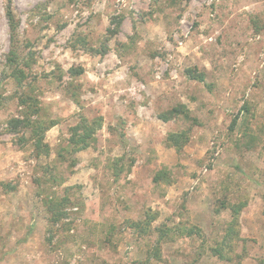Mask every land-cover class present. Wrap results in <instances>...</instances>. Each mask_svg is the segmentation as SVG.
<instances>
[{
	"label": "rangeland",
	"instance_id": "1",
	"mask_svg": "<svg viewBox=\"0 0 264 264\" xmlns=\"http://www.w3.org/2000/svg\"><path fill=\"white\" fill-rule=\"evenodd\" d=\"M13 42L47 153L7 131ZM0 92V264L264 259V0H0ZM83 116L101 125L74 151ZM183 130L178 153L167 136Z\"/></svg>",
	"mask_w": 264,
	"mask_h": 264
},
{
	"label": "trees",
	"instance_id": "2",
	"mask_svg": "<svg viewBox=\"0 0 264 264\" xmlns=\"http://www.w3.org/2000/svg\"><path fill=\"white\" fill-rule=\"evenodd\" d=\"M8 2H11V0H8ZM7 16L9 18V22L12 26V33L14 36V32L17 28V20L14 16L12 7L10 4L7 6ZM33 59L29 60L27 57L20 58L19 54V48L16 47V43L13 42L11 46V50L7 56V66L10 67L11 72L9 77H11L14 82L17 84L19 88H21V91H18L16 98L18 99V105L20 107V114L18 116H14L10 118L7 121V131H9L12 134H16L19 136V142L22 144H25L27 142L32 141L35 145V148L39 152L47 153L50 151V146L45 142V135L47 130L50 129L52 124L46 123L44 120H42L39 117V114L41 112V103L37 95L32 93V91H29L26 87L29 83L28 81V74L29 70L32 68ZM71 73L73 75H80L84 72L83 68H71ZM189 73L190 70H187ZM200 81H204L203 76H199ZM26 88V89H25ZM7 97L3 95L0 92V108H2L6 101ZM181 108L179 106H176L172 108L171 110L162 113L159 118L163 121H169L175 117H178L179 113H182ZM188 116V114H187ZM81 119L83 121L78 123L75 127H73V134L69 140V145L74 148V151L82 150L88 146H90L92 139H94V135L97 131V126L101 125L100 120L101 118H96L93 121H89L85 116H83ZM236 125V119L232 122V128ZM245 134V132H244ZM169 144L176 149V151L179 153L185 144L189 141L188 131L183 130L180 132H171L167 136ZM245 147L248 149L252 147L251 143L248 141L244 143ZM61 155H63L61 153ZM134 160H132V163ZM72 163L75 164V160L73 158ZM131 163V164H132ZM131 164L129 167H131ZM121 168V172H122ZM120 171H117L116 176L120 175ZM166 171H159L157 175L155 176V180H158L160 178H168L166 175ZM2 186L15 188L13 185L3 183L1 182ZM223 206H226L225 203H223ZM245 204H232L231 208L234 214V217H237L242 208H244ZM151 220L149 221V223ZM237 223L235 221L233 224ZM197 234L200 237H204V234L200 230V228H196ZM193 231H189L188 235H191ZM234 235L233 228L230 229L229 235L224 239L223 244L221 246H225L227 242L231 241L232 236ZM221 247L212 248V251L215 255H219ZM260 264H264V259L260 260Z\"/></svg>",
	"mask_w": 264,
	"mask_h": 264
}]
</instances>
